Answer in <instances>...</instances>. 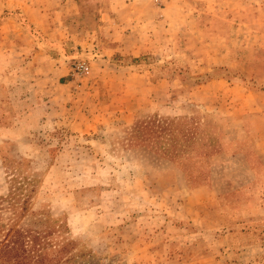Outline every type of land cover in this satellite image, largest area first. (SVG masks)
Instances as JSON below:
<instances>
[{
	"label": "rangeland",
	"instance_id": "obj_1",
	"mask_svg": "<svg viewBox=\"0 0 264 264\" xmlns=\"http://www.w3.org/2000/svg\"><path fill=\"white\" fill-rule=\"evenodd\" d=\"M155 117L212 154L151 151ZM20 228L70 264H264V0H0V240Z\"/></svg>",
	"mask_w": 264,
	"mask_h": 264
},
{
	"label": "trees",
	"instance_id": "obj_2",
	"mask_svg": "<svg viewBox=\"0 0 264 264\" xmlns=\"http://www.w3.org/2000/svg\"><path fill=\"white\" fill-rule=\"evenodd\" d=\"M196 124L193 120L170 118H151L135 127L136 134L148 136L151 151L159 150L161 156L176 162L185 171L192 168L199 158H207L212 152H199L194 148ZM154 144H153V143ZM204 173V172H203ZM20 228L11 236L9 233L0 240V264H70L72 259L65 258L66 247L58 257L48 258L43 251L48 247L47 237L50 230L40 228Z\"/></svg>",
	"mask_w": 264,
	"mask_h": 264
},
{
	"label": "built area",
	"instance_id": "obj_3",
	"mask_svg": "<svg viewBox=\"0 0 264 264\" xmlns=\"http://www.w3.org/2000/svg\"><path fill=\"white\" fill-rule=\"evenodd\" d=\"M79 71L82 72V73H85L88 69V67L83 63L79 66Z\"/></svg>",
	"mask_w": 264,
	"mask_h": 264
},
{
	"label": "crops",
	"instance_id": "obj_4",
	"mask_svg": "<svg viewBox=\"0 0 264 264\" xmlns=\"http://www.w3.org/2000/svg\"><path fill=\"white\" fill-rule=\"evenodd\" d=\"M54 33H57V30H55V31H53ZM110 50L112 51L113 50V52L114 51H117V48H115L114 46H112L111 48H110Z\"/></svg>",
	"mask_w": 264,
	"mask_h": 264
}]
</instances>
